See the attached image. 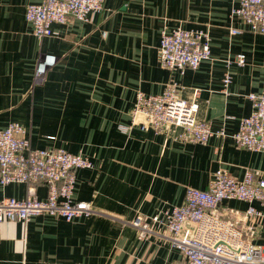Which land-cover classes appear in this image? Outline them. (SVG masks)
Masks as SVG:
<instances>
[{"label": "crops", "instance_id": "0c3cea01", "mask_svg": "<svg viewBox=\"0 0 264 264\" xmlns=\"http://www.w3.org/2000/svg\"><path fill=\"white\" fill-rule=\"evenodd\" d=\"M37 0H0V129L11 121L27 128L35 148L63 147L87 156L91 167L75 170L74 198L90 203L92 213L70 222L38 215L27 223H0V260L10 264H182L169 233L151 216L180 205L185 189L207 187L221 169L240 178L247 168L264 178V151L235 144L239 120L251 110L247 93L264 92V33L254 32L231 8L233 0H104L101 10L82 21L52 22V33L37 37L25 17ZM203 28L211 57L183 73L160 65L163 28ZM230 27L242 29L230 33ZM57 56L40 84L33 85L39 53ZM231 81L223 90L226 59ZM178 94L198 101L196 117L223 128L205 143L181 141L180 126L163 131L129 124L138 90L160 93L167 81ZM197 92L194 93V90ZM36 195L44 199L47 185ZM22 182L0 184V199L24 198ZM263 212L243 216L249 206ZM240 228L264 250V209L259 202L225 199L213 210ZM148 231L131 225L137 216Z\"/></svg>", "mask_w": 264, "mask_h": 264}, {"label": "built area", "instance_id": "2783aa9c", "mask_svg": "<svg viewBox=\"0 0 264 264\" xmlns=\"http://www.w3.org/2000/svg\"><path fill=\"white\" fill-rule=\"evenodd\" d=\"M234 1V0H233ZM231 15L239 17L248 29L264 33V0H235ZM104 0H37L26 6L25 17L37 37L52 33L51 23H66L70 18L85 21L89 15L103 7ZM230 33L242 29L230 27ZM158 60L161 66L183 73L185 69L198 67L211 57L210 36L207 29L173 27L160 32ZM57 56L42 52L37 57L33 85L40 84L47 69L54 65ZM244 53H236L226 59L227 69L222 78L223 90L231 81L230 65H242ZM180 83L171 78L157 94L138 90L131 110L129 124H120L123 131L133 125L163 131L169 125L181 130V141L205 143L211 135L225 136L223 128H212L209 121L196 117L198 101L187 100L178 94ZM197 89L194 90V93ZM251 100L250 112L239 120L238 128L231 133L235 144L254 151H264V92L247 93ZM91 160L63 147L35 148L30 143L27 128L18 121H11L0 129V184L22 182L27 186L24 198L0 199V223L21 221L31 217L49 215L70 222L87 217L93 211L90 203L74 198L75 170L91 167ZM47 185L44 199L36 195V185ZM235 198L247 202L257 201L264 209V178L257 177L247 168L237 178L221 169L214 172L206 188L187 186L183 202L171 209L151 216L170 234L171 245L183 256L182 264H264L262 246L254 244L243 231L213 214V210L225 199ZM263 212L249 206L243 216L255 217ZM131 225L141 231L150 230V221L137 215ZM0 264H10L0 260Z\"/></svg>", "mask_w": 264, "mask_h": 264}]
</instances>
